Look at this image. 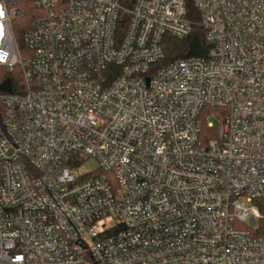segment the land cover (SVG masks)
I'll use <instances>...</instances> for the list:
<instances>
[{
    "label": "built area",
    "instance_id": "1",
    "mask_svg": "<svg viewBox=\"0 0 264 264\" xmlns=\"http://www.w3.org/2000/svg\"><path fill=\"white\" fill-rule=\"evenodd\" d=\"M23 1L0 0V264H264V0H195L207 54L167 65L186 0H31L21 52Z\"/></svg>",
    "mask_w": 264,
    "mask_h": 264
},
{
    "label": "trees",
    "instance_id": "2",
    "mask_svg": "<svg viewBox=\"0 0 264 264\" xmlns=\"http://www.w3.org/2000/svg\"><path fill=\"white\" fill-rule=\"evenodd\" d=\"M195 0H186L187 3V16L193 23V31L192 33L183 39L175 38L173 36H166L165 38V49L167 57L165 61L162 62V65H167L168 63L185 57H191V56H206L207 54V44L205 42L204 37V30L200 23V15L199 11L195 7ZM24 6V13L23 15L19 16L17 19H15L13 23L14 28V34L17 41V44L22 52V50L25 49V42H24V34L29 29L32 19H33V13L32 8L33 4L31 3V0H25L23 1ZM6 71L4 78H10L14 81L13 72ZM3 78L1 77L0 80ZM227 115V110L223 108H217V107H205L202 118L207 124V121L210 116H216L218 120H222L223 117ZM219 126V125H218ZM218 126H215L210 128L211 133L208 137H216L217 135V128ZM207 128V125L205 126V129ZM255 203L259 206V209L262 213V219L260 220V227L258 231L256 232L257 236L264 237V200H257Z\"/></svg>",
    "mask_w": 264,
    "mask_h": 264
},
{
    "label": "rangeland",
    "instance_id": "3",
    "mask_svg": "<svg viewBox=\"0 0 264 264\" xmlns=\"http://www.w3.org/2000/svg\"><path fill=\"white\" fill-rule=\"evenodd\" d=\"M208 121L211 122L215 126H218L220 123L216 116H210ZM83 167L87 172L95 171L98 168V163L95 159H90L84 162Z\"/></svg>",
    "mask_w": 264,
    "mask_h": 264
},
{
    "label": "water",
    "instance_id": "4",
    "mask_svg": "<svg viewBox=\"0 0 264 264\" xmlns=\"http://www.w3.org/2000/svg\"><path fill=\"white\" fill-rule=\"evenodd\" d=\"M11 85H10V82H5L2 84V86L0 87L1 90H6V91H10L11 89ZM0 125L2 126V128L4 129V126L2 124V118H1V115H0Z\"/></svg>",
    "mask_w": 264,
    "mask_h": 264
},
{
    "label": "snow or ice",
    "instance_id": "5",
    "mask_svg": "<svg viewBox=\"0 0 264 264\" xmlns=\"http://www.w3.org/2000/svg\"><path fill=\"white\" fill-rule=\"evenodd\" d=\"M4 15V13H3V11L2 10H0V16H3ZM3 33L2 32H0V35H2Z\"/></svg>",
    "mask_w": 264,
    "mask_h": 264
}]
</instances>
